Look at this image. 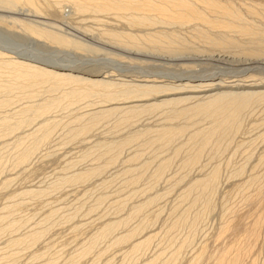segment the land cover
I'll list each match as a JSON object with an SVG mask.
<instances>
[{
	"label": "rangeland",
	"instance_id": "obj_1",
	"mask_svg": "<svg viewBox=\"0 0 264 264\" xmlns=\"http://www.w3.org/2000/svg\"><path fill=\"white\" fill-rule=\"evenodd\" d=\"M215 1L228 3L251 25L255 24L256 29L264 30V0ZM31 2L33 7L23 1L12 9L7 8L9 10L0 7L1 50L17 55H22L23 51L28 57L54 62L66 59L90 76H99L104 71L127 77L149 76L165 80L162 84L166 86L174 85L172 82L190 85L218 82L223 86L219 89L223 92L229 91V83L234 81L264 82V55H260L262 59L251 56L253 45L248 44L247 37L233 30H208L198 21L185 26L164 23L131 26L127 21L131 12L107 13L91 6L78 11L69 0ZM195 5L200 4L196 2ZM249 9L257 14L249 15ZM203 13L208 18L215 17L207 11ZM28 26L64 36L82 47H62L48 42L30 34L26 30ZM198 30L207 31L210 37L222 33L236 44L210 45L199 38ZM153 33H173L181 43L169 47L162 40V46H157L160 40L155 44L145 42L144 38L146 40ZM129 35L139 36L140 44L127 40ZM0 79L4 82V78ZM48 85H37L35 89L23 92H0V101H8L7 107H0V121L4 117L15 119L16 114L19 119L23 118L22 110L26 106L59 99L62 91L70 89L66 86L53 92ZM234 88L233 92L264 90ZM215 92L217 90L212 91ZM191 95L200 94L182 96ZM78 99L61 101L65 102L12 133H3L0 126V264H143L149 261L151 264H216L226 252L229 253L226 254L228 260L233 256L232 262L237 259L235 264H264V101L250 104L231 128L213 134L207 147L202 145L205 150L202 152L201 149L202 154H199L197 147H201L202 134L213 126L212 118L188 114L189 117L184 115L186 117L175 119L177 116L173 112L180 107L170 105L141 114L126 123L121 121L119 113H115L88 126L92 123L89 121L91 113L97 112L101 99L96 96ZM19 112L21 116H18ZM46 118L48 123H55L49 124L53 129L49 127L48 138L37 144L28 163L16 165V155L31 144L34 146L35 138L23 140L24 135L38 128L37 124L47 123ZM84 127H87L86 132ZM169 128H182L184 133L173 135L174 139L171 135L173 141L166 135L170 142L162 138L167 145L170 143L167 146L154 132ZM146 130L150 137L144 133ZM78 131L82 134H77ZM138 133L146 136H135ZM133 134L134 139L130 136ZM39 135L36 138L42 134ZM130 138L133 143L128 140ZM19 139L23 144L16 149ZM111 147L114 148L109 149ZM192 158L194 163H190ZM212 172L217 174L215 182ZM85 173L83 178L81 175ZM76 176L79 179L74 178ZM202 179L209 182L211 179L213 183L208 184L209 187L206 184V188L203 185L195 188L194 181L201 180L204 184ZM30 192H34L33 196ZM135 212L138 213L135 215ZM119 222L124 225H117ZM105 227L109 234L104 231ZM133 231L137 241L147 236L151 238L146 247L137 252L132 251L131 246L137 242L133 241L135 236L129 243H118L119 238L133 234ZM35 232H42L38 242L11 245Z\"/></svg>",
	"mask_w": 264,
	"mask_h": 264
},
{
	"label": "bare ground",
	"instance_id": "obj_2",
	"mask_svg": "<svg viewBox=\"0 0 264 264\" xmlns=\"http://www.w3.org/2000/svg\"><path fill=\"white\" fill-rule=\"evenodd\" d=\"M22 1L24 3H27L28 5H30L31 7H33V4L31 2L32 0H0V7L2 6V8L5 7L6 9L7 8H9V9L11 8L12 9V7H15L16 5L22 3ZM66 1L68 2V0H66ZM71 1H72V4H74V6L76 7V9L78 11L87 10L86 8L88 6H89L88 8H90V6H91V8L94 7L96 9H98V11L101 10V12L102 11H104V12H107V11L108 12H110V11L113 12L114 11V13L115 12H117V13H119V12L120 13L121 12L122 13H124V12L128 13L129 12V14L131 12L132 15L131 16L129 15L130 17L127 18L128 19L127 21H129V24L131 26H132V24H134L136 26H142V25L151 26V25H155L156 23H161V24L164 23L166 25H168V24H173V25L178 24V26H180V25H182V26L184 25L185 26L186 24H189L192 21H198V22H200V24L205 25L208 30L209 29H216V30L219 29L220 31H223V32L233 30L234 32H237V34H240V36L242 35L244 37H247L248 38L247 39L248 44H252L253 45L254 48L253 47H252L253 49L251 48L253 50V51H251V53H252L251 56L254 55V56H257V57L259 56L260 57V55H264V30H262L263 28L262 29H260V28L256 29L255 24H254L255 27L253 25H251L248 21H246L241 16V14L239 13L238 10H236V9L232 8L231 6H229L228 3H224L223 4V3H220V1L218 2V1H215V0H71ZM71 1L69 0V2H71ZM195 1L197 3H199L200 5H195L196 4ZM94 8H92V9H94ZM9 9H7V10H9ZM203 11H207V12L213 14L212 17L213 16H215V17H213L212 19H211V17L208 18V16H206L203 13ZM246 12H248V11H246ZM127 13H125V15ZM149 13H153L155 15L151 16L152 14L149 15ZM248 13H249V15H251V14L253 15L254 14L252 9H249ZM256 14H254V15H256ZM26 30L29 31L30 34L32 33L33 35H35L37 37L43 38L45 40H48V42L60 45L62 47L71 46V47H74L76 49H79V48L82 47L81 45H79V43L78 44L76 42L73 43L70 39L68 40L64 36L62 37L61 35L59 36V35L54 34L52 32L42 31V30H39L37 28L35 29V28L29 27V26H28V28ZM202 30L205 31V29H202ZM204 31L202 32V31L198 30L197 31L198 32L197 35L199 36V38L202 37L200 39H205L204 41L206 43L210 44V45L217 46V47L218 46L222 47V45L229 46V45L236 44L235 43L236 41L234 42L233 39L227 38V36H225L224 34L222 35V33H220V35L217 36V37H215V36L214 37L213 36L210 37V36H208L206 34L207 31L206 32H204ZM164 33H167V32H164ZM164 33L163 34L162 33H153V34H156V35L153 36V34H152L151 36H147L146 38L148 40L147 39L145 40V38H144V41L145 42L149 41V42L155 44L156 41L160 40L158 42L157 46H159V44L161 45L160 42H162V41L165 42V44L167 46H169V47L171 45L174 46L175 44L176 45L179 44L180 41L178 40L176 35H174L173 33L172 34H164ZM146 35H148V34H146ZM117 37H119V36H117ZM125 38H126V36H125ZM139 39H141V38H139V36L137 37L135 35L134 36H130L129 35V39L127 38V40H131V42L134 41V43H136V42L139 43ZM151 43H149V44H151ZM163 49H164V47H163ZM249 54L250 53H248V55ZM67 55H68V53H67ZM257 57L256 58L254 57V58L257 59ZM35 60H38V61L35 62ZM263 60H264V56H263ZM64 61L63 60L59 61V62L58 61L57 62L48 61L47 59L44 60L43 58L42 59H38V58H35L33 56L32 57H30V56L28 57L25 54L23 55V51H22V55H19V54L17 55V54H14L13 52L5 51V49H3V50L0 49V78H4V82H3V79H0V92L1 93L2 92H6L7 93V92H12V91L14 92L15 90H17V91L20 90V91L23 92V91H27L29 88L33 89L37 85H42L43 86V84H46V85L49 84L48 85L49 89H50V91L52 90L53 92H55L57 90H63V88L66 87V86H69V88H70L69 90L62 91L60 96L58 95L60 97L59 99L58 98L54 99V100L51 99V101L49 100L50 102L48 101V102H45L43 104L39 103L40 105H37V106H33V105L32 106H26V108L22 110V114L25 113L23 118H21L22 116H21L20 112H19L20 114L18 113V116L19 115L21 116L20 119L17 117V114L15 116V119L11 118L12 121L14 119L15 123L12 122L11 119H9V118L8 119L6 117H4V119L2 118V120L0 121V126H1V128L4 129V130L2 129L3 133L4 132L12 133V132H14V130L16 131V129L19 130V128L22 127L23 125L31 123V120L32 121L35 120V122H36L38 117L41 118V116H44L47 113H49V111L51 109H53L55 107H58L60 104H63L65 102L64 101L63 103H61V101H63V100H69V101L72 102V100H76L78 98L79 99H83V98H88V97H91V96H96V97H99L101 99L100 102H102V103L98 106L99 109L97 110V112H93V114L91 113V117H90L89 121H91L92 123L89 124L88 126L92 125L94 122H96V120L102 119L103 117H106V116L114 115L115 113H119L121 115V121L123 120V121H125L123 123H126L129 119H133V118H135V117H137L139 115L141 116V114L143 115L144 113H147V112H154V110L157 111V109H159V108H161L160 110H162V107H166V106H168V108H169L170 105H175L176 108H177V106L179 105V107H180V108L178 107L179 109L173 108V109H176L173 112V113H175L173 115L177 116V117H174L175 119L179 118V117H183L184 115H186L188 117H189V115H191L190 117H192V115H193V117H196L197 115H198V117H199V115L200 116L203 115L201 117L207 116L209 118H212L211 121L213 120V124H211V125H213V126L211 128L209 127L208 132L204 133V131H203V133H204V135L202 134L203 140H202V143L200 144L201 147H202V145H205V144H206V147H207L208 140L210 141V138H213L214 135L217 133V131H220L221 129L222 130L224 129V132H225V128L226 129L227 128H231L237 122L236 120L238 119L239 115H241V113L244 110H246V109H248L250 107L249 106L250 104L256 103L258 101H264V90L261 91V92L258 91V90L257 91H250V92H248V91L247 92H233V90H232V88L235 89L234 87H237V90H238V87H241V88L247 87V89L248 88H252V90L253 89L255 90V88L259 89V90L260 89H264V82H262V81L254 82L252 80L253 82H251V81H249L250 79H247V78L246 79L248 81H246L244 79H243L244 81H242L240 79L241 81H234L233 83H229L230 87L228 89H229V91L230 90H232V91L229 92V91L225 90V91L221 92L219 89H223V86L221 85V83L219 84L218 82H215V83H209L208 82L206 84L205 83H197L195 85H190V84H187V83L175 84V82H172V83H174V85H167L166 86V84H162L163 82L164 83L166 82L165 80L162 81V79H157V78L153 79V78H150L149 76L148 77H146V76H137V77H129L128 76L127 77V76L121 75V74L116 75V74H114V72H109V71H104L99 76H96V75L95 76H90L86 72H83L82 69H80L79 67L75 66L74 65V64H76V63H74L75 61L72 60L74 64H72V62H67V61L64 62ZM79 61H80V59H79ZM76 62H78V61H76ZM122 74H123V72H122ZM118 77H120V78H118ZM126 78H131V79L127 80ZM256 83H260V84H256ZM216 90H217V92L212 93V91H216ZM34 92L35 91L32 92V95L34 94ZM186 93H188V94L193 93V94H200V95L182 96L183 94H186ZM30 97H31V94H29V98ZM83 100H85V99H83ZM69 101H67V102H69ZM7 102H6V100L5 101H0V107H1V105L4 106V107H7V106H5L6 104H8ZM74 102H77V101H74ZM185 104H188V105L186 106ZM189 104H191V106ZM180 105H183V106H180ZM172 107H174V106H172ZM28 113H29V115H26ZM30 114L32 115L31 116L32 119L28 118L30 116ZM68 115H70V114H68ZM173 115H172V117H173ZM186 116H184V117H186ZM16 117L18 118L17 121H16ZM78 117L75 118L76 121H78L77 120ZM191 119H193V118H191ZM47 121L48 120L46 118V122ZM189 121H190V119H189ZM47 123H45V122L42 123V124L40 123L41 125L37 124V126H39L38 128H36L35 130L31 131L32 133L24 135L23 140H25L27 137L32 138V139L35 138V140L33 139L34 142L31 140L34 143V146L31 144L33 147L30 145L29 146L30 148L28 147L26 149H23L22 152H20L18 154V156L16 155V158H15L16 159L15 160L16 161V165H20V164L23 165V163H26L28 161L30 155H32L31 154L32 151L34 149H36L35 147L37 146V144L39 145L40 144L39 142H41V144H42V141H45L48 138L49 135L47 133L50 132V128L53 129V127H51V126L53 124H55V123H52V124H50V122L48 124ZM119 124H121V123H119ZM237 125H235V126L237 127ZM28 127H30V126H28ZM86 128L87 127H84V132H86V130H85ZM182 128L184 130L186 129L184 127H182ZM182 128L173 129V130L172 129L170 130V128L167 129V130L163 129V130H161V132H157V133L154 132L155 133L154 135H157L156 138L161 140V141L162 140L165 141L164 139H166V135H167V139L169 138L168 136H170L169 140H171V135H172V139H174L173 137L175 135H179L180 133L183 132ZM52 129H51V131H52ZM233 129L234 128H232V130ZM82 130H83V127H82ZM147 131L148 130H146V132H144V133L145 134L147 133L146 135H149L148 134L149 131L148 132ZM198 131L201 132L202 130H198ZM38 132L40 133V135L41 134L42 135L40 136L39 134H37ZM81 132L78 131L77 134H80ZM185 133H187V132H185ZM226 133L228 134L229 132L227 131ZM141 134L138 133V134H135V136L137 135V136L140 137ZM225 134H223V135H225ZM37 135H39L40 137L38 136L39 138H36ZM191 135L193 136L194 133L191 134ZM130 136H132V138H133L134 134L130 135ZM195 136H197V135H195ZM216 136H215V139L217 140ZM219 136H221V135H219ZM149 137H150V135H149ZM162 138H164V139H162ZM178 138H179V136H178ZM133 139L131 140V138H130L128 140H130L131 143H133L132 142ZM135 139H137V137ZM149 139H151V138H149ZM23 140L19 139L18 142H16L17 143L16 144V147H17L16 149H18V147L21 146V144H23ZM138 140H139V138H138ZM146 140H148V139H146ZM169 140H167V141H169ZM167 141H165L166 142L165 145H167V143H168ZM171 141H173V140H171ZM191 141H193V140H191ZM128 143H130V142H128ZM128 143L126 145H129ZM152 143L153 142H151V144ZM171 143H173V142H171ZM209 143H211V142H209ZM147 144H149V143L147 142ZM169 144L167 146H169ZM189 144H190V140H189ZM152 145H157V144L154 142V144H152ZM123 146H125V144H123ZM123 146H122V148H125ZM201 147H197L200 150L199 154H202L201 153V149H202V152H203V150H205V147H202V148ZM107 148H106V150H107ZM112 148H114V147H111L109 149H112ZM164 148H166V146ZM116 149H118V148H116ZM19 151H21V150H19ZM118 152H120V151H118ZM191 152H192V150H191ZM176 153H178V152L176 151ZM176 153H175V155H176ZM199 154L197 155L198 158H200ZM197 157H196V160H197ZM133 158H134V160L136 159L135 157H133ZM114 159H116V157ZM192 159H193V161H190V163L191 162L194 163V158H192ZM160 164H162V163H160ZM164 164H166V163H164ZM185 165L186 164H184V166ZM187 165L189 166V163ZM160 172H161V170H160ZM158 173H159V171H158ZM164 173H165V171H164ZM86 174L87 173H85L84 176H83V174L82 175L80 174V175L83 178H85ZM161 174H163V173H161ZM216 175L217 174H214V176L212 175L213 179H212V176H210L209 178H211L215 182V178L217 179ZM78 176H76L74 178L79 179ZM157 176H158V174H157ZM211 179H210V182L208 181V179L206 181H205V179L204 180L202 179L204 181V184L201 183V180L200 181L197 180L198 182L194 181L195 185H194V183H193V185H194V187L197 186V185H199V186L203 185L206 188V186L208 184H210V183L212 184L213 183V181ZM205 182H207V183H205ZM5 183H4V185H5ZM189 187H188V189H190ZM191 187L193 189V186H191ZM207 187H209V185ZM192 189H190L189 192H191ZM207 189H209V188H207ZM213 189H214V186H213ZM205 191H206V189H205ZM205 191H204V193L207 192V191L206 192ZM208 192H210V191H208ZM26 193L29 194V192H26ZM31 193L32 192H30V195H31ZM39 193H37V195H39ZM33 194H34V192L32 193V196H33ZM201 194H202V192H201ZM199 195H200V193H199ZM23 196H25V195H23ZM151 202H153V200ZM149 204H150V202H149ZM139 210H140V208H139ZM139 210H138V212H139ZM138 212H135V215ZM132 218H133V216H132ZM120 223L121 222H119V224H117V225H120V226L124 225V224H122V223L120 224ZM47 224H48V222H47ZM108 227H105V230H104L105 232L109 231V230H107ZM104 231H102V232H104ZM250 231L253 232L252 229ZM36 233L37 232H35V234L33 233V235L27 236V239H25L26 241L25 240H20V241H15V242L11 241L12 242L11 245L18 246V245L23 244L25 242H27L29 244H31V243L34 244V242H36V241L38 242V240L40 238L39 234H41L42 232L41 233H37V234ZM106 233H108V232H106ZM139 233H141V231ZM136 235H137L136 232L133 231V234L131 233V234H128L126 236H123V237L119 238L118 243L119 242L120 243H123V242H125V243L128 242L129 243V242H131L130 239H132V240L134 239V236H135V239L133 241L136 242L137 241V239H136L137 236ZM252 235H254V233ZM103 236L104 235H102L101 237H103ZM28 237H29V239H28ZM41 237H42V234H41ZM140 239H138L139 241H137L136 243L131 245L132 246V251L135 252V250H136V252H137V250L139 251V249L141 247H146V245L149 243V240H151L150 236H147V237H145L142 240H140ZM87 250L88 249H86L85 251H87ZM129 251H131V250H129ZM241 253H243V251H241ZM226 254H229V253L226 252ZM226 254L222 253V256L219 258V260H218V262L216 264H224V263L225 264H231V262H232L231 260H232V258L234 256L233 257L231 256L232 258L229 259L230 260V262H229V260L227 258L228 255L226 256ZM38 256H39V254H38ZM99 258H101V257H99ZM234 259L237 260L236 258H234ZM235 260H234V262H235ZM234 262H232V263H234ZM151 263L152 262L149 261V262L143 263V264H151Z\"/></svg>",
	"mask_w": 264,
	"mask_h": 264
}]
</instances>
